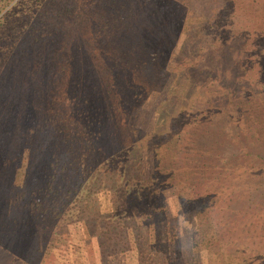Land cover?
Returning a JSON list of instances; mask_svg holds the SVG:
<instances>
[{
	"label": "rangeland",
	"instance_id": "1",
	"mask_svg": "<svg viewBox=\"0 0 264 264\" xmlns=\"http://www.w3.org/2000/svg\"><path fill=\"white\" fill-rule=\"evenodd\" d=\"M78 9L85 13L81 19L78 11L72 20L68 17L79 26L72 36L77 45L73 70H87L78 77L86 75V79L90 74L88 83H111L102 82L111 75L96 47L100 29L110 33L107 28L121 18L132 21L133 27L138 22V28H150L140 36L139 47L129 50L122 45L126 41L135 45L132 34H139L132 27L124 24L120 35L115 30L111 36L121 45L127 69L112 111L130 92L129 108L120 119L131 129L128 138L136 166L153 172L157 148L158 155L199 153L214 167L191 168L180 156L177 163L167 162L165 175L173 179L153 183L155 209L134 206L139 223L149 225L153 240L165 243L173 264H212L210 245L219 233L229 242L223 246L222 264H264V0H94ZM83 18L89 22L85 27ZM44 49H32L29 58H11L13 53L0 48V87L6 91L0 92V264H71L69 252L74 250L75 255L82 252L75 264H136L134 248L104 258L92 236L97 226L88 231L83 220L72 221L65 234L64 223L54 211L41 207L21 215L14 209L24 171L15 154L24 124L19 119L28 114L25 110L43 109L48 102L40 82L43 59L50 54ZM14 61L23 65L19 77ZM10 78L23 85L19 98L6 89H14ZM179 130L184 133L181 137ZM185 171L189 177L179 179L178 173ZM202 172L210 175L208 181L222 180L212 183L219 195L200 193L199 187L206 186L199 183ZM186 182L192 183L189 188ZM142 191L141 187L138 193ZM163 191L166 196H161ZM126 193L124 186L119 187L122 207ZM204 201L206 205L198 206ZM118 214L113 216L115 225H119ZM197 231L199 240L194 242Z\"/></svg>",
	"mask_w": 264,
	"mask_h": 264
},
{
	"label": "trees",
	"instance_id": "2",
	"mask_svg": "<svg viewBox=\"0 0 264 264\" xmlns=\"http://www.w3.org/2000/svg\"><path fill=\"white\" fill-rule=\"evenodd\" d=\"M89 3H94V0H0V48L3 53H13L11 58L17 55L29 58L33 55L31 50L40 47L50 53L43 59L44 69L41 81L39 80L46 91L44 95H47V105L43 109L39 107L25 110L28 114L19 119L24 124L21 128L19 126L18 131L21 142L15 153L19 155V165H16L24 167V171L20 200L16 202L14 209L22 213L21 215L27 211H38L41 207L50 212L54 211L59 214L64 229L67 227L65 231L62 230L65 234L69 230L68 224L72 221L83 220L88 231L97 226V232L92 236L95 237L99 253L104 255V258L134 248L136 264H173L169 261L165 243L152 239L149 225L139 223L133 208L140 206L144 209L148 205L152 209L156 208V203L152 201L157 194L153 183L167 184L173 179L171 175L170 179L165 175L168 173L164 172L167 162L177 163L180 156L185 165H191V168L208 171V168L213 166H208L199 153L187 151L177 155H174V152L162 155L161 152L158 155L156 148L155 156L153 147L151 149L156 160V169L146 173L144 168L136 166L130 151L132 142L128 138V131L131 129L128 123L120 119V115L129 108L130 92L124 103H119V109L112 111L114 97H118L121 88L119 85L125 79L123 75L126 76L127 69L121 60V45L113 42L111 36L115 30L117 31L114 34L120 35L124 24L132 27L139 34L134 36L131 32L136 41L135 45L131 46L127 41L122 45L125 50H129L139 47L140 36L142 38L143 34H148L150 28H142V25L138 28V22H135L136 26L133 27L132 21H126L125 18L119 20V17L115 16L119 21L110 26V29L107 28L110 33L104 28L100 29L96 33L99 36L96 47L99 48L105 66L109 65L108 71L111 75L102 82L111 83H88L90 74L86 79V75L78 77L80 73L86 74L87 70H73L77 45L72 36L78 30H75V27L79 26L76 22L71 24L68 17L72 20L78 11L77 17L81 19L85 13L79 12L78 6L86 8ZM80 21L84 27L89 24L86 18ZM55 35L57 37L54 38ZM65 39L70 40L69 45H65ZM56 48L59 53H54ZM239 63L244 67L242 57ZM12 64L15 66L16 76L19 77V70L23 65L17 61ZM25 69L30 71L27 66ZM8 81L14 89H6L11 92L10 95L19 98L23 85L11 78ZM66 82L68 83L64 91L60 93L59 88L65 86ZM0 92L6 91L0 87ZM56 94L62 96L54 99ZM72 95H75L74 99L71 98ZM197 127L200 128V125ZM122 132L126 136L122 137ZM183 134V131L179 130V136ZM156 136L152 139L155 140ZM182 140L183 137L178 141L181 143ZM168 150L172 151L170 147ZM182 176L189 177V173H178L179 179ZM200 176L202 181L199 183L206 185L199 187L203 190H200V193L207 197L210 194L219 195L216 194L212 183H220L222 180L216 177L208 181L207 177L210 175L207 172H202ZM191 184L186 182L184 186L189 188ZM121 186H124L127 192L123 207L119 200ZM141 187L142 193L146 194L138 193ZM190 189L191 193L198 195L196 189ZM162 194L161 196H166L165 191ZM131 195L135 198L131 199ZM202 204L206 205V201L198 206ZM204 208L199 209L200 218ZM118 213L121 217L119 225H115L113 216H119ZM196 235L194 242L199 240V231ZM228 243L220 233L213 236L210 245L212 264H222L225 251L223 246ZM69 254H72L69 257L73 264L81 261V251L78 255H75V250Z\"/></svg>",
	"mask_w": 264,
	"mask_h": 264
}]
</instances>
